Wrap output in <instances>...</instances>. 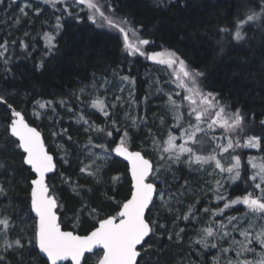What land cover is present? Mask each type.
I'll return each instance as SVG.
<instances>
[{
	"label": "snow or ice",
	"instance_id": "snow-or-ice-1",
	"mask_svg": "<svg viewBox=\"0 0 264 264\" xmlns=\"http://www.w3.org/2000/svg\"><path fill=\"white\" fill-rule=\"evenodd\" d=\"M42 2L60 12L56 16L54 31L42 34L45 55L59 53L57 36L64 28L61 20L66 16L80 23L83 21L81 13L86 12L91 24L120 34L121 50L128 57L141 56L170 70L165 72L168 80L157 79L152 85L157 93L166 97L164 115L153 117L160 120L163 131L157 134L149 129L150 143H142L138 150H132L130 128L146 127V117L125 112V124L121 128L120 118L115 113L116 109L125 107V102L122 95H117L109 103L107 91L111 81L107 68L99 75L94 68L90 85L71 94L81 105L79 111L64 96L56 100L32 101L35 119H43L49 110L56 115V106L59 105L73 114L76 122L89 134L77 155V178L73 180L61 172V183L68 185L75 196L81 198L85 191L91 192L94 187L113 185V189L102 193L104 204L91 205L85 201L73 214L72 218L77 222L85 213L92 221L91 230L81 235L64 230V221L60 219L62 213L58 211L62 208L60 198L55 185L48 182L49 174L57 172V165L41 132L27 120V109L16 110L8 105L11 114L0 125L4 133L0 140V264H66L69 261L70 264H141L142 261L143 264H159V256L163 253L154 245L162 243L161 238L165 234L170 243L182 244L189 225L195 236L189 240L188 247L202 258L200 264H264V96L260 97L262 107L259 112L249 110L239 99H233L231 92L225 95L223 90L213 88L207 81L206 71L193 67L177 49L160 45V50L148 52L145 46L154 41L144 37L145 26L134 24L127 15L117 17L119 6L112 0ZM17 3L18 0H11L8 6ZM153 3L156 8L164 10L189 6V0H153ZM29 11L40 15L42 10L34 8L30 0H24L14 24L19 25L21 17H28ZM214 14L220 15L226 23L211 29L207 27L211 21L199 23L206 25L204 35L214 40L217 55L226 54L228 47L248 45L254 38L248 35L249 32L258 33L264 41V0H231L226 12ZM17 43L22 52L27 51L29 45L24 39L13 40L12 49L7 39L0 42V64L6 78L15 76L12 61L17 58L14 51ZM34 68L42 72L45 62L40 61ZM111 76L119 77L122 83H135L134 78L120 76L116 69L112 70ZM234 76H239L246 83L258 82L264 92V56L258 68L247 73H234ZM161 85L171 90L165 92ZM119 91L123 93L124 88ZM251 92L249 88L247 94ZM129 96L132 97L133 93L130 92ZM0 103H6L3 96H0ZM88 109L101 114L105 122L96 124L89 119L85 115ZM168 117H171V123ZM256 128L261 129L260 134L253 131ZM67 132V129H61L52 135L56 137ZM67 138L72 140L71 136ZM57 147L63 148V145ZM245 149H257L262 155L247 156L245 163ZM64 151L65 156L61 159L71 166L72 162L66 158L67 149ZM113 156L127 161L131 177L128 195L122 200L116 198L118 192L115 190L120 176L114 175L110 181L105 179V173L114 163ZM17 157L20 158L19 169L15 164ZM174 165L185 166L190 174L199 177L201 190L205 195L211 192L218 203L211 209H200V200L197 199L195 204L188 205L186 212L181 213L179 207L184 201L179 197L185 193L169 192L167 180H161V176L173 172ZM23 172L28 173L27 176H19L27 189V208L21 216L20 210L13 205L16 203L17 175ZM80 179L90 180L92 186L80 184ZM157 181L163 187H159ZM240 183L244 187L239 194L233 196L228 192L229 187L235 185L239 188ZM181 189L192 191L187 180ZM110 190L113 195L108 194ZM157 195L159 211L155 219H150L157 204ZM106 205L114 206L115 213H105ZM240 205L244 207L242 212ZM229 211L237 214L229 215ZM160 212L167 213L165 219H172L171 226L160 222ZM203 216H208V219L201 224ZM181 221L184 227L180 226ZM153 237L156 240L150 242ZM154 251L157 253L155 258L152 255ZM10 257H14V261ZM180 264L184 261L181 260Z\"/></svg>",
	"mask_w": 264,
	"mask_h": 264
},
{
	"label": "trees",
	"instance_id": "trees-1",
	"mask_svg": "<svg viewBox=\"0 0 264 264\" xmlns=\"http://www.w3.org/2000/svg\"><path fill=\"white\" fill-rule=\"evenodd\" d=\"M11 0H3L0 3V42L7 39L10 49L13 48L12 41L24 39L29 45L26 52H22L18 43L14 46L15 56L12 61L13 71L15 76L8 75L5 77L2 64H0V96L6 100L7 106L12 105L16 110L27 109V120L32 126L38 127V130L43 135L45 145L49 152L53 154L57 165V172L49 178V183L55 185L57 195L60 198L62 208L58 210L62 215L60 219L64 221V230L75 231L78 234L84 235L91 230L92 221L85 213L80 217L79 222L73 219V214L78 211L81 204L87 201L91 205H101L103 201L102 193L105 190L113 189L111 183L94 187L93 191H85L80 196L70 190L69 186L61 183L60 173H64L65 177H71L75 180L78 176L79 163L77 155L81 150V146L86 144L88 133L84 131L79 123L76 122L73 114H70L66 108L56 106V115L52 111H48L47 115L40 120H37L32 115V101L36 99L56 100L61 96L65 99H70L71 106L76 111L80 110L81 105L72 97L74 91H78L82 87L89 86L91 83L90 77L93 69H97L98 75L102 74L107 68L109 80L113 78L111 72L113 69L119 71L120 76H130L134 78L135 83L132 84L133 96L131 97L132 116L146 117V127L130 128L133 136L132 150H138L141 144L150 143L149 129L153 133H161L160 120L153 119L164 115V100L161 94L157 93L156 87L152 86L157 79L166 81L169 79L165 75L167 70L165 66L154 64L152 61H147L144 57H128L122 52V37L115 30H110L107 27L98 28L87 20V13H81L83 21L75 23L68 17H64L61 23L64 28L60 35L57 36L59 53L53 56L45 55L44 41L41 39L43 32H53L56 24V16L60 15L59 11L54 10L51 6L46 5L42 0H30L34 8H40L41 14L35 15L29 11L28 17H21L19 25L14 24V19L19 14V7L22 6L24 0H18V3L9 7ZM112 3L118 5L116 16H128V19L134 24H143L145 26L143 35L153 44L145 46L148 52L160 50V45L177 49L180 53L188 58L191 65L200 68L207 73V81L213 88L223 90L227 95L231 92L233 99H239L240 103L249 110L259 112L262 107L261 96L264 92L260 90L257 83H246L239 76H234V73H247L260 66L261 57L264 56L262 46L264 41L258 33L249 32L248 35L254 38L250 40L248 45L240 47L226 48V54L217 55L215 42L210 36L204 35L206 25L199 23L200 21H211L207 27L214 28L217 24L223 25L226 23L221 19L220 15L214 13H224L227 11L231 0H189L187 8H170L168 10L158 9L155 7L153 0H112ZM213 5H216L214 8ZM75 11V9H73ZM25 32L28 33L25 36ZM30 54V55H29ZM45 62V68L42 72L36 71L35 64L40 61ZM161 87H164L161 85ZM252 92L248 95V89ZM169 87H164V91H170ZM239 92V95L237 93ZM31 94V95H29ZM148 100L145 101V97ZM133 99L135 102H133ZM86 106V105H85ZM128 106L116 109V117L120 118V126L123 128L125 121L123 120L125 110ZM11 112L5 106L0 104V125H3L7 116ZM85 115L96 124H103L104 117L95 112V110H87ZM51 117V119H50ZM260 117H258L259 119ZM171 123V117H168ZM130 124V122L128 121ZM61 129H67L66 135L54 137L52 133L60 132ZM256 134H260L261 129L253 130ZM4 133L0 127V140ZM95 135V134H93ZM166 135V133H165ZM68 136L72 137L68 141ZM119 139V136H116ZM99 142V141H97ZM58 145H63V148H58ZM64 149H67L66 158L72 163L71 166L65 164L61 157L65 156ZM245 163L247 156H260L259 150H244ZM149 155H151L149 153ZM114 163L111 164L108 171L105 173V179L111 180L114 175L120 176V182L115 186L118 192L116 198L122 200L128 195L130 188V176L127 172V164L118 157L113 156ZM15 164L19 169L20 158H15ZM251 173V168L248 169ZM27 172L18 173L17 189L14 194L16 203L13 205L20 210V215H24V210L27 208L25 195L27 189L24 187V182L19 179L20 175L27 176ZM173 174L175 179H173ZM167 180L168 191L179 193L183 191L185 194L179 198L184 201V204L179 207L181 213L188 210V205L196 203L200 200L198 207L210 209L218 203L215 200L209 199L207 195H192L187 189H181V186L187 180L189 186L194 189H199L202 180H197L198 177L190 174L187 167L179 166L173 168V172H169L166 176H161V180ZM197 180V181H196ZM80 184L86 187L92 186V182L86 179H80ZM159 187H163L160 181L156 182ZM244 187L240 183L239 188L232 185L228 188V192L233 196L240 193ZM109 195H113V191H108ZM157 204L153 208L150 219H155L159 211V196L155 197ZM221 203V207H222ZM240 211H243V206H238ZM116 209L114 206L106 205L105 213L114 214ZM229 215H236L234 211H229ZM161 223L172 224V219H165L167 213H159ZM208 219V216H203L201 224ZM213 219H216L213 217ZM180 226L184 227V222H180ZM199 227V225H197ZM189 225L188 230L183 235V243H170L167 239V234L161 238L162 243L154 245L162 255L159 256V264H180L181 260L184 264H200L201 257L189 249V240L195 236V232ZM156 237L152 238L154 242ZM199 247L198 245L196 246ZM213 254L215 250H212ZM156 251L153 252V258L156 256ZM13 259L14 257H10ZM211 257H209V260ZM143 264V261L141 262Z\"/></svg>",
	"mask_w": 264,
	"mask_h": 264
},
{
	"label": "rangeland",
	"instance_id": "rangeland-1",
	"mask_svg": "<svg viewBox=\"0 0 264 264\" xmlns=\"http://www.w3.org/2000/svg\"><path fill=\"white\" fill-rule=\"evenodd\" d=\"M166 67V66H165ZM123 87L124 88V92L121 93L119 90L120 88ZM101 93H103V89L100 90ZM133 93V87H132V83H129V82H121L120 79L116 78V79H112L111 80V84L108 88V91H107V97H108V100H109V103H111L112 100H114L115 96L117 95H122L123 96V101L125 102V105L128 106V109L125 110L126 112H131L130 110L132 109V99L131 97L129 96V93ZM84 99L87 100L88 97L87 95L84 96ZM86 107V106H84ZM90 110V109H88ZM124 120V119H123ZM130 122V121H129ZM131 123V122H130ZM245 150H253V151H257V149H245ZM262 155V154H261ZM260 155V156H261ZM259 157V156H258ZM257 163H259V160L257 161ZM176 167H179L178 165H174L173 168H176ZM197 180H200V178L198 177ZM196 180V181H197ZM201 185V184H200ZM189 194H192V195H205L204 194V191L201 190V188L199 187V189H194L192 188V191L189 192ZM207 196L209 199H212V200H215L214 197H213V194L211 192H208L207 193ZM243 210H244V207H243ZM237 238H239L237 236ZM226 246V245H225ZM215 253V251H214Z\"/></svg>",
	"mask_w": 264,
	"mask_h": 264
},
{
	"label": "water",
	"instance_id": "water-1",
	"mask_svg": "<svg viewBox=\"0 0 264 264\" xmlns=\"http://www.w3.org/2000/svg\"><path fill=\"white\" fill-rule=\"evenodd\" d=\"M1 105H3V106H5L7 109H8V106L5 104V103H0ZM9 110V109H8ZM42 138H43V135H42ZM46 148H47V146H46ZM48 149V148H47ZM51 154V153H50ZM53 155V154H52ZM120 160H122V161H124L122 158H120V157H118ZM55 159V158H54ZM126 164H127V161H124ZM128 172V171H127ZM51 176H53V173H50L49 174V178L51 177ZM130 176V175H129ZM130 180H131V177H130ZM131 184V183H130ZM66 231H68V230H66ZM66 264H70V261L69 262H66Z\"/></svg>",
	"mask_w": 264,
	"mask_h": 264
},
{
	"label": "bare ground",
	"instance_id": "bare-ground-1",
	"mask_svg": "<svg viewBox=\"0 0 264 264\" xmlns=\"http://www.w3.org/2000/svg\"><path fill=\"white\" fill-rule=\"evenodd\" d=\"M7 105V104H6Z\"/></svg>",
	"mask_w": 264,
	"mask_h": 264
}]
</instances>
